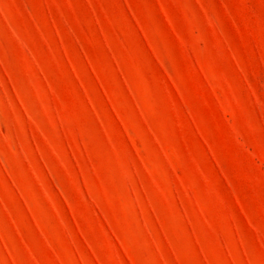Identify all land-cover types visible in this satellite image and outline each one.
<instances>
[{
    "label": "rangeland",
    "instance_id": "obj_1",
    "mask_svg": "<svg viewBox=\"0 0 264 264\" xmlns=\"http://www.w3.org/2000/svg\"><path fill=\"white\" fill-rule=\"evenodd\" d=\"M0 264H264V0H0Z\"/></svg>",
    "mask_w": 264,
    "mask_h": 264
}]
</instances>
